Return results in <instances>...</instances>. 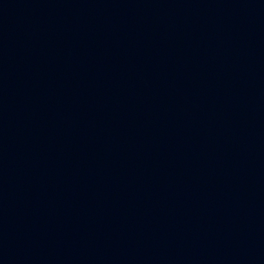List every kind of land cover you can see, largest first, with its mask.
Segmentation results:
<instances>
[{
	"label": "water",
	"instance_id": "95a60500",
	"mask_svg": "<svg viewBox=\"0 0 264 264\" xmlns=\"http://www.w3.org/2000/svg\"><path fill=\"white\" fill-rule=\"evenodd\" d=\"M0 264H264V0H0Z\"/></svg>",
	"mask_w": 264,
	"mask_h": 264
}]
</instances>
